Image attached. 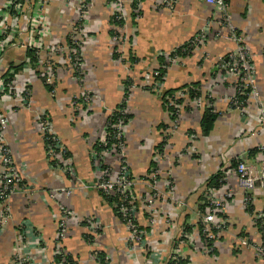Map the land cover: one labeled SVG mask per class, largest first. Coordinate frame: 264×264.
I'll use <instances>...</instances> for the list:
<instances>
[{"label": "crops", "instance_id": "1", "mask_svg": "<svg viewBox=\"0 0 264 264\" xmlns=\"http://www.w3.org/2000/svg\"><path fill=\"white\" fill-rule=\"evenodd\" d=\"M113 1L90 0L88 4L84 27H80L86 38L84 70L77 81L73 71L64 67V56L55 58L56 81L51 84L39 76L35 61L36 47L69 42V32L82 17L78 2H74L75 7H68L66 0H47L44 30L33 29L20 15L9 26H25L17 29L18 33L10 29L0 37L10 40L0 54V79L4 81L0 85V115L6 119L1 139L10 147L13 164L23 178L20 190L8 198L9 217L0 227V264H9L16 256H30L34 264H166L171 254L180 258V264H264L254 257L250 247L244 248L237 242V238L245 237L258 243L262 233L260 225L253 223L251 214L242 206L235 178L227 184L233 192L222 215L227 225L213 242L210 254L201 251L197 231L205 212L201 190L208 180L223 166L233 167L234 157L256 165V147L264 143V128L259 130L257 121V109L264 112V0H227V16L237 31L239 43L220 38L227 35L219 23L221 15L205 2L138 0L135 5V0H124L125 11L131 18L129 27L134 33L126 45L128 59L123 63H129L131 71L137 74L126 79L123 64L108 48L107 37L101 35L96 39L93 32L86 34L100 24L116 26L111 20ZM200 28L204 32L202 47H194L185 56L178 52V61L165 71L163 55L174 48L180 51ZM21 29L25 35L19 34ZM20 45L27 47L22 49ZM240 48L252 54L250 62L260 97L259 102L248 98L244 107L236 109L226 103L234 87L232 80L220 78L218 61L223 58L226 62L225 55ZM27 51L33 54L34 61ZM158 68L163 69L166 78L161 76L149 87L132 84L138 73ZM80 81L89 91L96 90L99 98L88 105L82 103L76 111L71 100L80 92ZM11 82L14 89L21 90L25 85L30 90L24 105L12 98L6 87ZM131 84L135 89L127 88L129 118L125 124L123 157L135 179V222L143 232L142 243L134 251H130L129 234L113 207V199L94 187L98 174L90 160V151L103 131L108 112L120 103L125 86ZM191 86L199 92L196 98L201 100L200 108L192 102L195 97H189ZM179 89L186 90L187 97L176 100L178 110L163 104L166 91L173 96ZM207 109H212L216 119L211 129L203 133L201 121ZM38 116L50 122L66 146L73 178L48 160L37 129ZM119 162L113 155L105 159L115 170ZM153 168L160 174L161 195L154 205L159 214L154 225L148 226L145 205L151 189L145 178ZM168 182L174 187V199L165 193H170L163 186ZM61 189L72 193L58 192L56 197H50L53 191ZM255 195L254 213L264 207V195L259 191ZM62 207L71 219L68 235L58 250L53 236ZM90 217L101 224L97 235L92 236L87 230L85 221ZM262 226L264 229V223ZM21 234L28 238L27 242Z\"/></svg>", "mask_w": 264, "mask_h": 264}, {"label": "built area", "instance_id": "2", "mask_svg": "<svg viewBox=\"0 0 264 264\" xmlns=\"http://www.w3.org/2000/svg\"><path fill=\"white\" fill-rule=\"evenodd\" d=\"M138 2V0H136ZM206 4L213 6L214 9L220 13L221 18L219 23L227 25V0H199ZM74 2H78L79 7L81 6L80 0H67L68 7H75ZM126 2L123 0H114L111 6L114 14L112 17L116 22H124L122 18L126 16L125 11ZM78 8V7H77ZM47 12V0H0V37H3L5 32L10 29L8 22L16 21L20 18H24L25 23H29L33 29L44 30L46 28L45 13ZM124 12V14H123ZM27 13V14H26ZM29 13L31 16H29ZM33 14V16H32ZM29 16V17H28ZM212 24V23H211ZM117 27H123V25ZM36 30V31H37ZM111 35L116 33L111 31ZM231 33H235L234 28L230 30ZM80 33H82L80 27L74 26L68 34L69 42L58 46H47L45 48L36 47L38 50L37 65L38 73L41 78L45 79L46 83H53L56 75L55 71V58L64 56V67L74 71L75 63L79 62L80 58V46L79 39ZM203 35H199L197 39H190L186 45L181 47V52L188 53L193 47L201 44ZM9 38L0 39V54L6 46L9 45ZM196 42V43H194ZM20 48L24 49L27 46L20 45ZM236 52V51H235ZM178 51L173 49L169 54H166V59H169L170 64L173 65L178 61ZM219 69L221 72L220 78L232 79L234 93L226 98V103L230 108L241 109L245 106L247 99L251 98L256 101L259 100V93L254 79V71L251 65V57L245 53V50L238 49L235 54L229 55L226 62L219 59ZM169 65L162 67L167 69ZM79 66V64H78ZM160 69L150 71L144 75L146 86H152L153 78L159 75ZM155 79V78H154ZM4 81L0 79V85L2 86ZM133 84V83H132ZM128 86L129 91L133 88V85ZM145 86V85H144ZM7 89L11 92L12 98L18 100L20 105H24V102L30 98V90L25 85L18 90L14 89V84L7 83ZM187 92L184 89L177 90V94L173 96H167L166 105L174 110H178L179 106L176 103L178 99H185ZM124 100L123 96L120 102ZM192 102L198 108L202 105L199 98H193ZM126 106L118 111L119 116L113 123H109L106 120L103 131L98 138L99 146L102 147L101 151L96 153L93 149L90 151V160L93 168L96 170L98 177L95 183V188L98 189L103 195L113 199V207L118 213L121 222L124 224L128 234L130 251L141 245L143 235L142 231L135 222V211H134V193L133 189L135 186V179L132 178L128 172V167L125 164L123 157L124 149V137H125V124L127 122L125 116H129L127 112V100L125 101ZM120 104V103H119ZM259 112L257 121L259 122V130L264 128V112L262 109H257ZM115 111L112 110L109 114H113ZM108 116V117H109ZM108 119V118H107ZM6 126V119L0 115V227L5 223L9 217V209L7 205L8 198L14 193L20 190L23 178L20 175L19 169L14 166L12 160V152L10 147L4 140L1 139V131ZM110 128L111 131H108ZM174 128H176L174 126ZM37 129L41 135L43 143L45 145L46 155L48 160L54 163L56 166L63 168L64 172L70 177H74V173L71 168L70 158L68 156V150L66 146L56 136L50 122L42 116L37 117ZM256 153L258 156V163L256 165L246 164L240 157H234L235 165L232 167L229 164L223 166L218 172L221 176L219 177V186L211 187L204 186L203 188V199L206 200L205 212L199 221L198 226V238H200L201 251L208 255L213 250V242L217 236L226 228V221L222 215L228 202L233 198V192L227 187L228 181L231 178L236 179L237 186L241 191L242 206L244 210L249 212L252 221L255 225H260L262 239L260 242H250L245 237L237 238L239 246L244 248L250 247L253 251L254 257L264 261V229L262 224L264 223V207L258 211L253 212L255 204V193L260 192L264 195V143H260L256 147ZM115 156L119 159L121 164L118 169L105 163V159L111 156ZM119 162V163H120ZM160 177L157 168L150 170L146 176V180L150 183L149 188L151 192L146 198L147 210L150 208L148 217V226H153L155 216H158L159 212L154 210V205L159 198L160 190L158 187V179ZM163 186L169 190L170 193H166L168 198L173 199L171 193L173 187L171 183H164ZM59 193L70 195L71 190L65 191H53L50 197H56ZM164 193V192H163ZM71 215L63 207L56 218L55 222V233L54 241L57 244V249L60 250L61 242L66 238L69 231V222ZM86 227L88 232L93 236L97 235L101 230V224L96 219L90 217L86 219ZM23 230V225H20ZM27 234V232H26ZM28 235V234H27ZM21 237H27L25 234H21ZM36 240V242H35ZM34 242L38 243L39 239H35ZM20 241V240H19ZM65 258L62 259V262ZM31 257L16 256L9 264H34ZM180 258L176 254H171L166 259V264H179Z\"/></svg>", "mask_w": 264, "mask_h": 264}, {"label": "rangeland", "instance_id": "3", "mask_svg": "<svg viewBox=\"0 0 264 264\" xmlns=\"http://www.w3.org/2000/svg\"><path fill=\"white\" fill-rule=\"evenodd\" d=\"M67 1V0H66ZM81 1V6H80V9H79V11L82 13V17L79 19L78 18V21H79V24H78V26L79 27H84V20H83V17L87 14V11H88V9L90 8V6H88V4H90V0H80ZM123 1V0H122ZM114 14V11L112 12V15ZM123 14H124V12H123ZM228 18V22H227V25H224V24H222L221 25V27H223V28H225V32H226V34L227 35H224V34H222V36L220 37V34H219V36L218 35H216V37L218 38V37H220V38H222L223 36L224 37H226L228 40H231L232 42H237V43H239L240 42V39L239 38H237V36H236V29L234 28V26H233V24L230 22V20H229V16H227ZM123 20H124V22H123V24H124V26L123 27H117V26H105L104 27V25H98V27H97V29H95V30H92V31H87L86 32V34L88 35L89 34V32H93V35H94V37L97 39L99 36H101V35H105L106 37H107V40H108V43H109V49H110V52H111V54L112 55H115V56H117V58H119L120 59V62L123 64V70H124V73L126 74V76H124L125 77V79L127 78V77H130L131 78V76L134 74V72L133 71H131V69H130V66H129V63H123V62H125L128 58V50H127V44L129 43V39L132 37V36H130L132 33H134V31L133 30H130V27L129 26H131L130 24H131V18H130V15H128L127 13H126V16H124V18H122ZM12 22H13V20H12ZM10 22H8V24H9ZM25 25L23 24V25H17V28H14L13 30H14V32L16 31V33H18V30L17 29H20V28H22V27H24ZM208 25L206 24L205 25V27H207ZM19 27V28H18ZM204 28V27H203ZM234 28V31H235V33H231L230 32V30H232ZM108 30V31H107ZM112 31L113 30V32H115L116 33V36L115 35H111V33H110V31ZM37 33H38V31H36ZM25 30L24 29H21L20 31H19V34H21V35H25ZM199 35H203V38H202V42H201V44H199V45H197V46H195V47H202V44H203V39H204V32H203V30H202V28H200L199 30H198V32L195 34V35H193L192 36V39H197V37L199 36ZM85 40H86V38H85V33H80V39H79V48H80V58H78L79 59V62H76L75 63V68H74V71H73V76H74V78L76 79V81H77V78L79 77V76H82V73H83V70H84V65H83V59H84V56H85ZM190 40V39H189ZM188 40V41H189ZM194 43H196V42H194ZM201 45V46H200ZM175 50L177 49V48H174ZM193 49H195L194 47H193ZM192 49V50H193ZM240 49H242V48H240ZM242 50H244V49H242ZM190 52V51H189ZM188 52V53H189ZM188 53H186L187 55H188ZM245 53H247V54H249L250 55V57H251V59H252V54L247 50V49H245ZM169 54V53H168ZM231 54H235L234 52H231V53H228V54H226L225 56H227V57H229V55H231ZM224 56V57H225ZM227 57L225 58V59H227ZM163 59H164V63H162V65L163 64H165V65H163L164 67L166 66V65H169L170 64V62H169V59L167 58L166 59V54H164L163 55ZM220 59H222V60H224L223 58H220ZM219 63H220V60L218 61V69H219ZM78 64H79V66H78ZM169 66H173V65H169ZM159 69V68H158ZM158 69H155V71L156 70H158ZM133 70V69H132ZM161 70H163V69H161ZM167 69H165V71H166ZM220 70V69H219ZM143 73H138V75H139V77H136L135 79L133 78V85H134V83H140L141 84V86L142 87H149V86H144V85H146L147 83L145 82V79H144V75L146 74V72H144V71H142ZM133 73V74H132ZM135 75V74H134ZM135 76H137V74L135 75ZM157 77L159 78V75H157ZM155 78V79H154ZM153 78V83H154V80H156L157 78L156 77H154ZM163 78H166L165 76H163ZM162 78V79H163ZM44 79V78H43ZM164 80V79H163ZM230 80H232V79H230ZM54 81H56V75H55V79H54ZM54 83V82H53ZM79 83H81V86H80V92L79 93H76V94H74L73 96H72V100H71V104H73V106H74V108L76 109V111H77V109L78 108H80L81 107V105H82V103H84V104H86V105H88V104H90L92 101H95L96 99H98L99 98V96H98V94L96 93V90L95 91H89L87 88H86V86H84V84L82 83V81H80ZM157 85H159V84H157ZM132 89H135V88H132ZM122 95V94H121ZM121 98H122V96H120L119 97V101L118 102H120V100H121ZM256 101V100H255ZM257 102H259V101H257ZM78 104H80V106L78 105ZM82 108V107H81ZM112 110H114V109H111L108 113L110 114V112L112 111ZM101 135V134H100ZM165 179H167V178H165ZM171 186H172V184H171ZM174 191V187H173V190L171 191V193ZM162 195H163V197H165V194L164 193H162ZM174 194H172V197H173V199H174ZM201 197L203 198V188H202V190H201ZM204 203L206 202V200L205 199H203L202 200ZM151 209V208H150ZM150 209L149 210H147V212L145 213L146 214V216L148 215V217H149V211H150Z\"/></svg>", "mask_w": 264, "mask_h": 264}, {"label": "trees", "instance_id": "4", "mask_svg": "<svg viewBox=\"0 0 264 264\" xmlns=\"http://www.w3.org/2000/svg\"><path fill=\"white\" fill-rule=\"evenodd\" d=\"M134 4L136 5V0L134 1ZM112 23L114 24V25H117L118 24V26H121V25H123V23L122 22H116L115 20H114V18L112 17ZM110 33H112L111 31H110ZM185 46V45H184ZM182 56H185L186 55V53H183V52H181V51H178ZM27 55L30 57V60H32V61H34L35 60V57L33 56V54L30 52V51H27ZM115 57V56H114ZM116 58V57H115ZM129 60H133V58H129ZM36 62V61H35ZM163 74H164V72H163V70H161L160 69V73H159V78L161 77V76H163ZM157 79H158V77H157ZM126 85H128V83L126 84ZM192 88H190L189 87V89H188V94H189V97L192 99L193 97H196V96H198L199 95V92L198 91H195V89L193 88V86H191ZM127 86H125V90H124V94H123V99L124 100H122L121 102H120V104H118L116 107H115V111H114V113L113 114H111L109 117H108V119H107V121H109V123H113L115 120H116V118L119 116V114H118V111L119 110H121L122 108H124L125 106H126V103H125V101L127 100V97H128V90H127ZM166 96H171V91H166L165 93H164V96L163 97H166ZM166 103V99L165 100H163V104H165ZM125 118H126V120L129 118V116H125ZM215 119H216V114H214L213 113V111H212V109H207V110H205V112H204V115H203V118H202V121H201V127L203 128V133H207L210 129H211V127H212V125H213V123H214V121H215ZM108 131H111L110 130V128H108ZM101 149H102V147L101 146H99V142H96L95 143V145H94V147H93V150L96 152V153H98L99 151H101ZM221 176V174H220V172H218V173H216L214 176H212L209 180H208V183H207V186H211V187H217V186H219V177ZM105 196V195H104ZM106 197H108V196H106ZM108 198H110V197H108ZM181 262H179V264H180ZM168 264H171V263H168Z\"/></svg>", "mask_w": 264, "mask_h": 264}]
</instances>
